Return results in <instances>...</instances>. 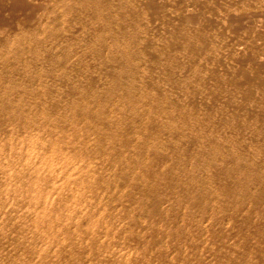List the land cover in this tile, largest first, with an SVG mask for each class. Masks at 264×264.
I'll use <instances>...</instances> for the list:
<instances>
[{
    "label": "rangeland",
    "instance_id": "rangeland-1",
    "mask_svg": "<svg viewBox=\"0 0 264 264\" xmlns=\"http://www.w3.org/2000/svg\"><path fill=\"white\" fill-rule=\"evenodd\" d=\"M0 264H264V0H0Z\"/></svg>",
    "mask_w": 264,
    "mask_h": 264
},
{
    "label": "bare ground",
    "instance_id": "bare-ground-1",
    "mask_svg": "<svg viewBox=\"0 0 264 264\" xmlns=\"http://www.w3.org/2000/svg\"><path fill=\"white\" fill-rule=\"evenodd\" d=\"M122 85V84H121ZM128 90V89H127ZM244 172V171H243Z\"/></svg>",
    "mask_w": 264,
    "mask_h": 264
}]
</instances>
